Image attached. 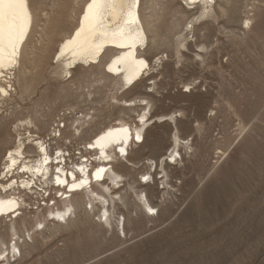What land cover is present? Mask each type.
Returning <instances> with one entry per match:
<instances>
[{"label":"rangeland","instance_id":"374dc122","mask_svg":"<svg viewBox=\"0 0 264 264\" xmlns=\"http://www.w3.org/2000/svg\"><path fill=\"white\" fill-rule=\"evenodd\" d=\"M30 1L35 24L42 26L41 20L46 21L42 10L48 12L50 23L55 21L59 5H73L71 0ZM76 2L80 0L74 5ZM181 2L143 0L142 6L143 18L156 15V24H163L169 36L167 45L153 51V60L157 54L164 56L163 62L170 67L156 66L158 85L148 81L152 88L143 91H151L153 110L162 105L159 114L167 116L157 117L159 123L142 149L149 156L161 140L160 163L168 159L173 164L168 180H161L164 173L157 176L160 193L153 201L159 215L148 213L152 219L139 227L129 221L127 236L102 227L98 217L85 216L81 210L68 223L50 219L41 227L37 217L46 209H38L33 196L28 199L32 205L21 217L26 221L27 246L22 258L11 264H264V0H218L238 19L236 24L227 21L226 15L198 20V10L182 12ZM38 28L23 56L25 68L17 69L13 80L17 91L11 99L0 97V169L3 155L19 139L16 126L29 118L36 126L32 129L36 137L51 139V152L57 147L55 130L60 128L63 137H69L60 143L76 163L81 162V156L88 154L86 144L98 129L120 116L114 98L128 97L124 96L126 89L103 77L98 69L85 67L73 82L60 76L54 63L59 45H51L46 39L48 30ZM41 35L44 38L38 41ZM183 39L192 44L189 51L180 46ZM154 43L151 39L150 44ZM197 46L208 49L204 52ZM179 49L190 59L179 62ZM200 51L202 58L196 57ZM25 73L29 80L26 89L22 85ZM190 83L193 85L186 87ZM180 91L187 97L179 96ZM87 113L93 119L87 117L84 123ZM171 116L193 126L189 133L181 134L190 140L191 148L182 147L183 161L177 164L169 157L175 149L176 132L167 128ZM132 157L134 160L136 154ZM151 162L145 160L137 167L135 186L149 181L144 177L146 168L155 173ZM161 165L158 172L163 171ZM162 182L169 183L166 190ZM127 194L133 202L132 192ZM130 210L134 219L142 218L139 211ZM10 220L0 224L3 233Z\"/></svg>","mask_w":264,"mask_h":264},{"label":"bare ground","instance_id":"6f19581e","mask_svg":"<svg viewBox=\"0 0 264 264\" xmlns=\"http://www.w3.org/2000/svg\"><path fill=\"white\" fill-rule=\"evenodd\" d=\"M75 1L71 0L72 6L71 3L59 5V10L53 18L55 21L50 23L47 20L48 12L42 10L46 19L41 20L44 22L42 26L35 24V10L30 0L11 5L8 0H0V97L11 99L12 93L17 91L13 80L16 78L17 69H23L25 66L23 56L33 42L38 27H41L42 31L48 30L46 39L51 45H59L54 63L57 64L60 76L73 82L75 74L86 71L85 67L90 70L98 69L103 77L114 79L120 89H126L124 96L128 97L114 98L119 104L120 116L115 123L98 129L86 144L88 154L82 155V161L78 163L73 160L70 150L60 143L69 138L63 137L64 133L60 128L55 130L57 147L51 152V139L36 137L32 131L36 127L33 119L21 121L16 126L19 139H15L13 146L3 155L0 169V224L6 218L11 219L6 225V232L3 233L0 227V264H11L12 260L17 261L23 256L22 249L27 246V238L23 232L26 229V221L21 217L32 205L28 199L33 196L37 202L34 205H37L38 209H43V206L46 209L43 215L37 217L36 224L41 227H45L46 221L50 219L57 224L68 223L71 217L81 210L85 216L98 217L102 227L116 229L127 236L129 221L139 227L148 222V219H152L148 213L156 212L159 215L157 205L153 201L160 193V190L156 189L159 185L157 176L164 173L161 180L170 178L168 169L172 168V162L167 159L161 162V165L159 160L164 146L161 145V140L156 142V149L151 155L144 156V152L142 153L146 137L159 123L157 117L161 120L167 117L165 114H159L163 109L162 105L153 110L155 101L151 91L143 92L144 89L152 88V84H146L148 81L153 80V86L158 85L157 76L154 74L156 66L170 67L168 63L163 62L164 56L160 58L157 54L156 63L155 59L153 60V51L167 45L165 38L169 36L166 35L163 24H156L157 16L154 14L149 19L143 18V0H80L74 5ZM181 1L182 12L198 10V20L226 15L230 23L238 22L218 0ZM217 8H220L219 12ZM249 21L246 20V23ZM166 22L165 20L163 23ZM193 28L196 30L195 26ZM231 32L233 33V30ZM39 37L38 41L44 38L43 35ZM170 38L173 40V36ZM151 39H155L152 45ZM179 44L188 51L192 46L186 39L181 40ZM205 49L204 46L201 48L203 51ZM177 54L179 62L190 59L182 49H179ZM196 57L202 58L201 51L196 52ZM22 85L25 89L29 85L27 73L22 78ZM192 85L193 83H190L186 87ZM179 96L186 98L187 94L180 91ZM89 115H85L84 123H87V117L88 121L93 119ZM173 116L170 117L168 127L164 126L168 130H176L173 135L175 149L169 157H179V160L173 159L177 164L180 159L183 161L182 147L191 148L190 140H184L181 134L189 133L193 126ZM77 121L79 120L75 119V122ZM21 130L28 136L22 135ZM135 148L138 149L134 151ZM133 153L136 154L134 160ZM31 155H35L37 159L31 160ZM145 160L153 162L151 168L155 166V173L146 168L144 177L148 176L149 181L139 182V185L135 186L137 180L134 174L139 171L137 167ZM160 165L162 172H158ZM51 183L53 186L50 188ZM162 184L163 190H166L169 183ZM129 191L135 197L133 202L130 201L132 196L127 194ZM47 192V196L43 194ZM41 201H44L43 204ZM130 207L135 212L139 211L142 218L134 219ZM123 208L128 209V214ZM27 231L28 237L33 239L30 230Z\"/></svg>","mask_w":264,"mask_h":264},{"label":"snow or ice","instance_id":"6c2138e0","mask_svg":"<svg viewBox=\"0 0 264 264\" xmlns=\"http://www.w3.org/2000/svg\"><path fill=\"white\" fill-rule=\"evenodd\" d=\"M8 2L11 5L12 3L23 2V0H8ZM89 7H91V5ZM137 139H139V137H137Z\"/></svg>","mask_w":264,"mask_h":264}]
</instances>
